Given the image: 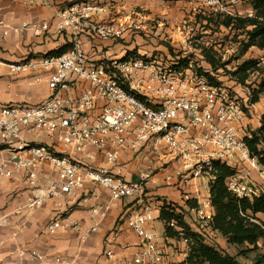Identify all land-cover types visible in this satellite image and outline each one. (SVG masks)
<instances>
[{
	"label": "built area",
	"instance_id": "built-area-1",
	"mask_svg": "<svg viewBox=\"0 0 264 264\" xmlns=\"http://www.w3.org/2000/svg\"><path fill=\"white\" fill-rule=\"evenodd\" d=\"M201 1L187 3L196 9ZM4 2L53 9L55 21L16 27L8 25L0 12L3 38L25 30L44 39L70 31L75 38L73 48L65 54L32 55L9 65L14 73H29L37 81L46 75L51 92L48 98L38 104H0V154L9 156L0 157V181L24 173L34 191L30 209L55 202L56 213L47 226L50 235L71 230L83 242L98 231L99 222L84 230L64 215L67 203L77 194H85L88 185L105 190L114 202L133 199L142 204L149 179L173 164H178L174 172L163 170L164 182L180 187L186 202H196L191 227L197 231L208 232L215 216L211 183L216 164L235 171L227 179V187L239 200L264 196V167L245 143L251 136L249 104L219 77L220 83L213 84L191 69L164 66L154 54L92 59L83 49L81 38L118 42L132 31L143 30L132 19L102 18L111 13V0H0V5ZM39 133L53 144L26 139ZM134 152L145 154L151 162L138 180H129L124 168L135 159ZM124 156L132 160H124ZM47 166L54 175L48 179L43 177ZM103 211L91 210L93 217H104ZM156 222L150 206L120 216L105 241L107 264L184 262L190 241L177 221L169 226L178 231L180 240L159 234ZM125 224L139 242L117 247ZM3 225L0 218V230ZM117 248L124 253H117ZM18 254L40 264L47 260L36 250L21 248ZM49 264L76 262L55 256Z\"/></svg>",
	"mask_w": 264,
	"mask_h": 264
},
{
	"label": "crops",
	"instance_id": "crops-1",
	"mask_svg": "<svg viewBox=\"0 0 264 264\" xmlns=\"http://www.w3.org/2000/svg\"><path fill=\"white\" fill-rule=\"evenodd\" d=\"M111 1L113 2L111 13L101 16L102 18H119L123 21L132 19L143 29L139 33L137 31L134 33L147 37L148 42L155 41V39L149 38H152L150 35L154 34L153 29L157 28L152 21L154 20L153 16H156V12H158L159 0ZM185 3L188 5L187 2ZM137 9L150 10L153 16L133 12ZM0 12L8 25L16 27H20L24 23L39 24L44 21H55V11L53 9L45 7L29 8L17 2L2 3ZM245 13H252L250 6L246 8ZM161 19H166L169 21L168 23L176 22L172 15L166 18L161 17ZM161 25L159 23L160 28L157 29L155 34L161 32ZM48 36L56 39V42L49 47L48 45H42L43 42L48 40V37L46 39H44V36L36 37L32 30H25L21 34H11L8 38H3L0 31V104L11 102L38 104L50 96L51 92L47 84L46 75L42 74L43 80L37 81L36 77L29 73H14L9 66L12 63H18L31 57L33 55L32 51L37 53L35 55H44L50 51L57 50L65 44H74L75 40L70 31ZM80 42L83 49L94 60L121 59L132 51L130 47L119 49V44L112 40L97 43L83 37ZM150 48H152L150 44L146 49L145 47L143 48L146 52L145 55L148 54L146 50ZM119 53L121 55H118ZM249 106L251 111L249 119L250 130H256L260 126V119L264 114V95L261 96L258 103ZM26 139L34 141L31 136ZM36 143L53 144L52 140L46 136L44 141ZM0 157L8 158L9 156L7 153H1ZM123 159L132 160L128 156H124ZM144 162L145 164H143ZM101 163L104 162L101 161ZM174 166L178 165L173 164L171 168ZM149 167L150 162L148 163V161L132 160L124 168L125 177L129 180H138L139 174L146 171ZM172 169H177V167ZM164 175L161 172L149 179L147 196L142 200V204L135 202L133 199L114 202L105 190L96 189L92 185H88V190L85 194L79 193L73 197L67 203L64 214L71 223H78L82 229L89 230L99 222L98 231L91 233L83 242L79 241L77 234L71 230L62 231L56 235H50L47 232V226L56 213L55 202H47L39 208L30 209L28 203L34 191L29 187L24 173L18 174L13 179H2L0 181V218L4 225L0 230V264H40L35 260L21 258L18 254L21 248L36 250L46 255V263L41 264H49L55 256H65L73 259L76 264H107L104 257L105 241L118 218L123 215L130 216L141 207L150 205L154 209L157 221L163 225L164 234V223L158 220L161 200L165 199L180 205H184L186 202L184 200V191L180 187L178 189L176 187H167L163 179ZM53 176L52 169L49 166L44 168L43 177L48 179ZM255 178L259 180L257 175H255ZM93 208L103 209L105 216L93 217L91 212ZM187 210H189L188 207ZM191 212L186 214V221L190 225H192L193 221L189 217ZM138 242L139 238L136 233L128 224H125L121 235L117 238V247L134 245ZM116 252L124 253L120 248H117ZM182 260L184 259L179 258V261Z\"/></svg>",
	"mask_w": 264,
	"mask_h": 264
},
{
	"label": "trees",
	"instance_id": "trees-1",
	"mask_svg": "<svg viewBox=\"0 0 264 264\" xmlns=\"http://www.w3.org/2000/svg\"><path fill=\"white\" fill-rule=\"evenodd\" d=\"M247 2L252 10V16L249 14L246 16L216 15V17L219 16V19L221 17L223 19L219 22L221 27L241 31L247 36L242 44V53L253 47L264 50V0H247ZM212 17H215V13L205 16L203 19L208 24ZM72 48L73 44L68 43L45 55L59 56ZM203 51L209 65L217 70L214 58L216 51L213 48ZM137 54L138 52L134 50L128 52L124 58L137 56ZM222 67L226 69V64ZM176 69L181 70L182 68L178 66ZM253 70L259 72L260 79L249 88L246 86V81L249 78V71ZM200 75L206 76L213 84L220 83L217 79L218 75L211 73ZM231 75L237 83L247 87L249 105L260 101L261 96L264 95V64L258 60L249 59ZM245 143L251 155L256 157L264 167V114L261 116L260 126L256 130H251V136L245 138ZM215 167L216 173L211 183V200L215 216L211 229L208 232L197 231L186 221V214L196 207V202L187 201L184 205H180L163 199L158 220L164 223V235L171 239H181L178 231L169 226V223L174 220L177 221L185 238L190 241L188 257L181 264H241L239 256H246L253 250L260 251L255 256V264H264V244L260 246V241H264V196L253 200H239L227 187V179L235 171L225 165L216 164ZM187 207L190 210H187ZM217 236H222L232 245L246 248L238 255H231L225 250L219 249L214 243Z\"/></svg>",
	"mask_w": 264,
	"mask_h": 264
},
{
	"label": "rangeland",
	"instance_id": "rangeland-1",
	"mask_svg": "<svg viewBox=\"0 0 264 264\" xmlns=\"http://www.w3.org/2000/svg\"><path fill=\"white\" fill-rule=\"evenodd\" d=\"M187 1L188 0H159L158 3L160 6L158 7L156 16H153L150 10H134L133 12L135 13L149 16L152 15L154 17L152 22L157 28L153 29L154 34L150 35L152 38L149 39H155V41L148 42L147 37H143L140 34L134 33L136 31H132V33L129 34V36L132 35L131 37L127 36L123 40L115 42L116 44H119L118 48L130 47L132 51L135 50L138 51L139 54L145 55V49L150 44L152 48L146 50L148 53L147 57L148 55L154 54L162 64L167 67L176 68L179 66V68L182 69H191L198 74L205 75L211 73L218 75L224 84L231 87L245 101H247V104H249V97H247L246 89L247 87L251 88L257 81H259V72L256 70L249 71V78L246 81L247 87L237 83L231 73L235 72L246 60L249 59L258 60L264 64V50L253 47L249 51L242 53V44L243 41L247 39V36L241 31H234L221 27L219 23L223 20L221 17L222 15H248L245 11L249 6V3L247 0H203L196 6V9H193L188 3V5H186L185 2ZM211 13H215V17H212L207 24V21L203 18ZM169 15H172V18L176 20V22L168 23L169 21L166 19H161V17L166 18ZM216 15H221V18L219 19V16L216 17ZM159 23L162 24V30L159 34H155L157 29L160 28ZM55 42V38L48 37V40L43 42L42 45H48L49 47ZM96 42L101 43L98 41ZM144 47L145 49H143ZM210 48H213L216 51L214 58L217 70L214 69L215 67L212 68V66L209 65L204 55L203 50ZM32 54L35 55L37 53L32 51ZM118 55H121V53ZM184 60L185 62L183 63ZM224 64H226V69H223L222 67ZM31 137L36 142H42L45 139V136L42 133L34 134ZM134 154H136L134 160L148 161V163L151 162V158L143 153L134 152ZM143 164H145V162ZM156 166H159V164ZM176 167L178 166L172 168ZM172 168L171 166H165L163 170L174 172L175 170H172ZM163 170L161 172H163ZM161 172H158L156 175ZM173 187H176V189L179 188L177 186ZM150 207L153 208L152 205H150ZM189 217L191 221L194 220L195 212H191ZM187 219L189 220V218ZM155 226L158 233L163 235V225L157 221ZM214 241H216L214 243L219 249H223L231 255H238L246 248L232 245L222 236H217ZM263 244L264 241H260V246H263ZM259 252L260 251L253 250L252 252H248L246 256H239L238 259L241 264H255V256Z\"/></svg>",
	"mask_w": 264,
	"mask_h": 264
}]
</instances>
